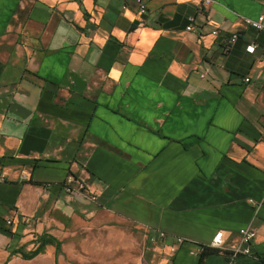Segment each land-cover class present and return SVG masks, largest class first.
Masks as SVG:
<instances>
[{"label": "crops", "instance_id": "obj_1", "mask_svg": "<svg viewBox=\"0 0 264 264\" xmlns=\"http://www.w3.org/2000/svg\"><path fill=\"white\" fill-rule=\"evenodd\" d=\"M143 1L0 0V264H264V0Z\"/></svg>", "mask_w": 264, "mask_h": 264}, {"label": "built area", "instance_id": "obj_2", "mask_svg": "<svg viewBox=\"0 0 264 264\" xmlns=\"http://www.w3.org/2000/svg\"><path fill=\"white\" fill-rule=\"evenodd\" d=\"M133 1L136 9L138 11L139 15H144L147 12V5L143 0H123L124 5H126L128 2ZM212 1L207 0L205 1L206 6H211ZM125 7V6H124ZM245 25L258 33H261L264 35V16H258L254 19H247L245 20ZM186 30L189 32H194V27L192 25V19H190L189 25L186 27ZM212 34L216 35L218 34V28L213 27ZM239 35L238 34H231L228 38V41L225 45V51H229L232 46L236 43L238 40ZM256 42L254 40H250L248 44L245 47V53L247 55H253L254 51L256 49ZM246 83H249V78H244L243 80ZM64 192L68 194H81L87 199L91 200L92 202H98V196H93L86 192L85 185L77 180L75 176L72 173H68L65 177L64 181ZM24 221L28 223L30 219L25 218ZM8 224H11L10 222ZM256 230L254 227L250 224L239 231L240 236V244L237 248L234 249V252L236 255H243V256H251L252 253V242L254 241L256 237ZM168 235L164 232H159L156 234V238H158L160 241H166L168 239ZM155 238V239H156ZM155 239L151 238V241H155ZM175 244L173 248L171 249L172 252H175L176 249L183 243V240L181 238L174 240ZM225 243V235L222 231L215 234V236L212 238L210 242V246L213 248H221L224 246ZM205 248L202 246L196 251V256L202 257L204 254Z\"/></svg>", "mask_w": 264, "mask_h": 264}, {"label": "trees", "instance_id": "obj_3", "mask_svg": "<svg viewBox=\"0 0 264 264\" xmlns=\"http://www.w3.org/2000/svg\"><path fill=\"white\" fill-rule=\"evenodd\" d=\"M49 242H51V241H44V242H42L41 246L43 247V246H45V245H46L47 243H49ZM41 246H40L39 249H37V250H36L32 255H30L29 257L32 258V257L36 256L37 254H39V253L41 252Z\"/></svg>", "mask_w": 264, "mask_h": 264}]
</instances>
